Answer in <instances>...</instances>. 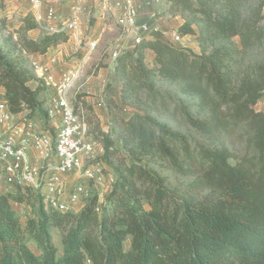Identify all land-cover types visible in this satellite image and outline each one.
Wrapping results in <instances>:
<instances>
[{
    "label": "trees",
    "instance_id": "trees-1",
    "mask_svg": "<svg viewBox=\"0 0 264 264\" xmlns=\"http://www.w3.org/2000/svg\"><path fill=\"white\" fill-rule=\"evenodd\" d=\"M166 1L168 11L185 20L180 35H194L200 53L144 38L116 57L121 102L132 110L124 117L107 96L110 130L96 116L89 131L102 144L101 160L114 170L111 189L102 202L90 195L79 211L47 206L30 187L0 192V264H264V111L253 107L264 95V64L235 81L240 57L264 41V0L248 11L253 0ZM38 26L27 13L16 39L11 34L0 44V89L12 113L28 109L29 117L47 116V87L30 55L45 54L70 37L65 31L30 37ZM160 81L174 84L177 93L160 88ZM163 115L179 116L210 143L193 146ZM236 136L255 154L232 163L226 144ZM157 161L192 179L169 185L150 167ZM205 189L211 193L198 197ZM13 202L32 207L25 226ZM55 229L62 233L61 253Z\"/></svg>",
    "mask_w": 264,
    "mask_h": 264
},
{
    "label": "built area",
    "instance_id": "built-area-1",
    "mask_svg": "<svg viewBox=\"0 0 264 264\" xmlns=\"http://www.w3.org/2000/svg\"><path fill=\"white\" fill-rule=\"evenodd\" d=\"M102 1L105 8L113 11L117 24L132 36L134 45L160 31L158 25L139 23L140 6L136 0ZM29 4L35 21L49 33L65 31L70 36L80 25L78 16L61 17L53 7L46 8L44 0H29ZM97 44L95 37H78V49L85 55L91 54ZM120 54L119 51L112 53L115 59ZM57 61L56 53L44 61L30 59L41 84L52 91L47 99V115L55 127V137L50 130H39L31 117L16 118L0 89V185L12 188L8 191L19 186L38 190L47 206L66 211L90 196L83 183H78L65 199L60 194L66 176L84 168L85 159L95 154L96 144L88 140L86 124L76 113L68 95L80 76L81 66L62 69L56 76L53 68ZM101 163L105 165L103 161ZM101 169L100 166L89 168L84 175L88 179L101 180Z\"/></svg>",
    "mask_w": 264,
    "mask_h": 264
},
{
    "label": "rangeland",
    "instance_id": "rangeland-1",
    "mask_svg": "<svg viewBox=\"0 0 264 264\" xmlns=\"http://www.w3.org/2000/svg\"><path fill=\"white\" fill-rule=\"evenodd\" d=\"M259 0H253L250 5L247 7V11L251 8L257 5ZM160 7L162 9L166 7L163 2H160ZM5 6H6V0H0V44L4 43L5 41L10 39V35L13 34V40L16 39L17 33L15 32L18 28L14 25H17L15 21L7 22L5 18ZM164 15V10H161L160 13H157V16ZM112 17V16H111ZM2 19H5L3 21ZM119 25V24H117ZM28 34V33H27ZM181 36L175 37L172 42H179L181 41ZM190 40H186L184 43L186 44L185 47H188L195 51L192 46V41L194 37L188 36ZM235 41L239 42V38L235 37ZM197 50L196 53H200V47L199 44H197ZM70 58H74V63L77 66H81V73L80 76L75 80L72 88L70 89L68 95L70 99L73 101V105L75 108L76 113L80 116V118L84 121L86 124V135L88 140H91L95 142V154L85 159L84 162V168L78 172V173H72L68 176H66L64 181V187L62 189L61 195H68V193L78 184L83 183L88 192L89 195L92 194H98L100 197V202H102L105 198V195L108 193V191L111 189L112 179L116 178L114 170L110 168L109 166L103 165L101 162V154L103 152L102 150V144L94 138L93 133H89V131H92L94 126V121L96 120V116L99 119L95 107L98 104V102L101 100L99 98H104L106 109L108 110L107 106V98L103 96V94L106 92V85L111 86L110 92L113 95H116L119 87V83L115 78H112V69H110V65H112V61H108L110 57L114 58L112 55V50L109 48H104L102 51V55L100 57H95L89 55H85L84 53L80 52L78 50L77 52H74L69 56ZM30 59V58H29ZM115 59V58H114ZM116 62V59H115ZM147 62L148 64L152 63V58L150 52L147 54ZM111 63V64H110ZM259 64H264V41L247 50L239 59L238 63L235 65V81L238 84L241 80V78L244 76L245 73L250 72L252 69V66H256ZM34 70V67L31 66ZM107 68V69H103ZM61 72V71H60ZM59 72V73H60ZM59 73H54L56 76H59ZM37 81H31L30 85L33 87L37 86ZM159 87L168 90L172 93H177V87L168 82V81H160ZM48 89V88H47ZM52 95L51 90H47L44 98L46 99L45 103V109L47 111V99ZM182 99H184L186 102L191 103L194 99L181 96ZM84 101H86L90 106L91 109H89L85 104ZM255 110L257 111H264V95L263 97L258 101L257 104L253 106ZM194 109V108H193ZM132 110L131 107L127 106L121 108L122 115L126 114V112H130ZM23 117L27 118L29 117L28 114L30 111L28 109L24 110ZM194 115L196 116H203L199 114L198 112L194 111ZM36 124V127L39 130L47 131L50 130L53 137H55V127L53 126L52 121L49 119L48 115L45 117L41 114H36L31 117ZM95 119V120H90ZM160 119L164 122H166L169 126H171L174 130L185 133L190 138V141L193 146L195 145H208L210 141L201 133L197 132L195 129H193L191 126L187 125L183 122V120L178 116L174 117L171 115H163L160 117ZM104 125L107 127L108 130H110V127L112 124H109L108 122H104ZM116 138V134L114 135ZM229 149L231 150L233 156L230 158V161L232 163H236L238 160H240L243 156H252L255 154V151L253 149H250L246 142L243 141L239 136L236 137H230L226 144ZM95 166H100L101 171L99 173V176L102 177L101 180H95V179H88L84 173L87 169L93 168ZM150 167L157 170L162 176L167 178V182L171 186H176L178 184L187 183L189 182L192 177L189 175H183L181 173L176 172L173 168H171L166 162H152L150 164ZM9 189H12L8 187ZM7 187H0V192L8 191ZM210 190H201L198 194V197L203 198L206 197V195L210 194ZM62 198H66V196H61ZM88 199V198H87ZM87 199H81L78 203L74 204L71 210L79 211L87 202ZM14 208L19 212L21 217V223L23 226H25L27 219L33 215L32 207L26 203H15L13 202ZM148 207V206H146ZM53 241L56 247L59 250V253L62 252L63 244H62V233L58 229H55L53 231ZM28 245L30 248L38 253L36 244L33 240H28ZM130 238L126 241L125 247L126 249L130 248ZM90 264V263H87Z\"/></svg>",
    "mask_w": 264,
    "mask_h": 264
},
{
    "label": "crops",
    "instance_id": "crops-1",
    "mask_svg": "<svg viewBox=\"0 0 264 264\" xmlns=\"http://www.w3.org/2000/svg\"><path fill=\"white\" fill-rule=\"evenodd\" d=\"M160 2L166 6L162 9L160 7ZM45 7H53L57 14L61 17L69 18L71 16H78L80 19V25L73 35H70L69 39L65 42L58 44L55 48L48 50L46 54L35 53L30 55V59H39L44 61L47 56L52 54H57L58 61L53 68L54 73H59L62 69L74 68L76 67L74 58L69 56L78 49V37H95L98 41L97 47L91 52V56L100 57L102 55L103 49L109 48L114 51H119L122 53L125 50L132 49L134 47L132 36L120 25H117L113 11L105 8L103 6L102 0H44ZM136 3L140 6V14L138 21L139 23H146L150 26L158 25L160 31L157 34L151 36H146V38H160L165 41H170L181 36V41L172 42L178 46H186L184 43L188 39V36L194 37L192 41L193 49L197 50V40L192 34H186L184 36L180 35L179 27L184 23V18L180 14H171L168 11L169 4L166 0H136ZM5 18L9 23L15 21L17 25L15 27L19 28L22 25V18L30 13L29 0H6L5 6ZM164 10V15L157 16ZM112 16V17H111ZM49 33L44 26H38L37 28L28 31V35L34 39H38L44 34ZM81 52V51H80ZM152 58V53L149 51ZM45 58V59H44ZM108 61H114L110 65V72L112 73V78L116 79L115 76V59L110 57ZM111 64V63H110ZM104 70L107 68H103ZM117 80V79H116ZM118 81V80H117ZM119 87L116 95H113L109 90L111 86L106 85V92L103 96H111L119 104L120 108L123 106L121 102V82L118 81ZM4 91V90H3ZM101 99L95 107L96 113L99 117L101 127L108 131L104 122L110 120L108 116V110L106 109V104L104 98ZM131 112V111H130ZM130 112L123 114L124 117H128ZM24 111L17 113L16 118H20L24 115ZM103 148V147H102ZM1 188L5 187L4 184L0 185ZM66 196L67 195H61Z\"/></svg>",
    "mask_w": 264,
    "mask_h": 264
}]
</instances>
